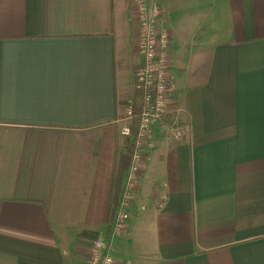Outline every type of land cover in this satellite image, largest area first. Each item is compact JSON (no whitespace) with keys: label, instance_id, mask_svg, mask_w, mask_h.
Here are the masks:
<instances>
[{"label":"crops","instance_id":"0c3cea01","mask_svg":"<svg viewBox=\"0 0 264 264\" xmlns=\"http://www.w3.org/2000/svg\"><path fill=\"white\" fill-rule=\"evenodd\" d=\"M157 2L183 135L169 119L153 128L110 251L120 264H264V0ZM136 45L133 0H0V264H91Z\"/></svg>","mask_w":264,"mask_h":264},{"label":"built area","instance_id":"2783aa9c","mask_svg":"<svg viewBox=\"0 0 264 264\" xmlns=\"http://www.w3.org/2000/svg\"><path fill=\"white\" fill-rule=\"evenodd\" d=\"M134 20L137 24L136 51L141 57L134 72V90L141 92V112L134 138V148L127 171L123 190L112 221L106 230L94 240L89 253L91 264H120L110 251V237L120 232L133 215V202L140 186L146 154L151 146L152 131L155 126H169L172 136L179 140L183 135L182 115L185 107H177L173 113L169 103L172 92L170 48L171 39L160 29L162 8L157 0H133ZM133 118L132 96L125 101L123 112L117 117L122 136L131 135Z\"/></svg>","mask_w":264,"mask_h":264},{"label":"trees","instance_id":"16d2710c","mask_svg":"<svg viewBox=\"0 0 264 264\" xmlns=\"http://www.w3.org/2000/svg\"><path fill=\"white\" fill-rule=\"evenodd\" d=\"M141 99V92L139 90H134L132 93L133 118L130 124L131 135L125 137L122 149L117 151L114 173L111 182V194L107 216L108 222L112 221L114 217L116 208L119 203L120 195L123 190L125 177L131 162L132 152L134 148V138H132V136L136 134L139 124L142 103Z\"/></svg>","mask_w":264,"mask_h":264},{"label":"rangeland","instance_id":"374dc122","mask_svg":"<svg viewBox=\"0 0 264 264\" xmlns=\"http://www.w3.org/2000/svg\"><path fill=\"white\" fill-rule=\"evenodd\" d=\"M132 41L135 44L136 41L134 40V37H132ZM134 44H133V46H134ZM136 55H137V53L132 49L131 50V53H130V58L132 60H135L136 59ZM131 96H132V94L130 92L126 93V96L124 97L125 98V101H128L131 98Z\"/></svg>","mask_w":264,"mask_h":264}]
</instances>
